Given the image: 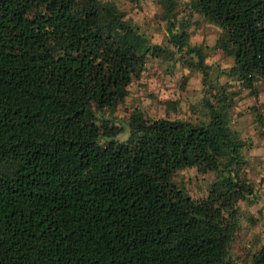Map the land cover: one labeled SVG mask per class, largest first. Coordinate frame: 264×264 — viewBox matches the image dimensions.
Segmentation results:
<instances>
[{"label": "trees", "instance_id": "obj_1", "mask_svg": "<svg viewBox=\"0 0 264 264\" xmlns=\"http://www.w3.org/2000/svg\"><path fill=\"white\" fill-rule=\"evenodd\" d=\"M158 2L166 44L149 42L114 0H0V264H237V202L253 186L229 124L233 92L209 83L199 121L101 114L169 45H185L188 67L207 76L202 46L187 44L185 23L174 27L177 0ZM186 5L220 27L225 74L255 92L264 0ZM190 166L214 172L203 196L173 180ZM244 264H264V243Z\"/></svg>", "mask_w": 264, "mask_h": 264}, {"label": "rangeland", "instance_id": "obj_2", "mask_svg": "<svg viewBox=\"0 0 264 264\" xmlns=\"http://www.w3.org/2000/svg\"><path fill=\"white\" fill-rule=\"evenodd\" d=\"M114 1L149 42L167 43L168 32L158 0ZM186 2L177 0L172 20L174 27L185 23L187 44L202 46L204 62L208 65L207 76L199 68L188 67L185 45L178 49L169 45L173 51L166 56L146 57L143 70L128 84L124 101L114 110L104 109L101 114L119 123L126 119L132 108H137L147 117L167 116L199 121L206 118L204 98L208 97L212 102L205 90L208 85L213 83L215 85L212 86L219 85L222 90L233 92L229 124L246 142L241 152L246 160L245 174L253 186V193L248 197L250 202H237L240 216L229 254L235 263L244 264L249 254L264 243V83L255 82L253 92L225 74L224 70L232 64V58L213 46L220 27L202 14L189 11ZM125 135L123 132L116 137L123 139ZM213 176V171L199 172L190 166L176 170L173 180L191 196L199 197L206 193Z\"/></svg>", "mask_w": 264, "mask_h": 264}]
</instances>
